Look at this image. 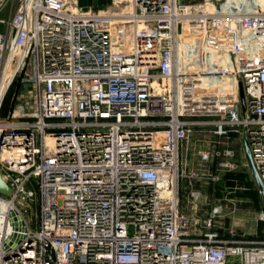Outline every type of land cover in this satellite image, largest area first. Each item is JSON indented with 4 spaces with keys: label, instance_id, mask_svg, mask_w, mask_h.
Wrapping results in <instances>:
<instances>
[{
    "label": "built area",
    "instance_id": "built-area-1",
    "mask_svg": "<svg viewBox=\"0 0 264 264\" xmlns=\"http://www.w3.org/2000/svg\"><path fill=\"white\" fill-rule=\"evenodd\" d=\"M261 1L17 0L0 20V264H264V237L223 238L217 209L200 224L180 200L195 133L226 139L225 168L246 136L264 184ZM14 83L33 106L3 113Z\"/></svg>",
    "mask_w": 264,
    "mask_h": 264
},
{
    "label": "rangeland",
    "instance_id": "rangeland-1",
    "mask_svg": "<svg viewBox=\"0 0 264 264\" xmlns=\"http://www.w3.org/2000/svg\"><path fill=\"white\" fill-rule=\"evenodd\" d=\"M17 0H0V20L9 19L15 10ZM257 3H262L256 0ZM197 4V3H196ZM196 4H194L196 6ZM264 4V3H263ZM4 30V26H1ZM34 92L29 84L14 83L4 102L5 113L13 101L33 106ZM195 133V144L189 146V161L185 168L186 177L180 183V200L184 208L194 213L200 224L217 209L214 230L223 238L264 237L262 196L248 167L239 141V153L233 159L234 166L225 168L221 150L226 139H217ZM236 135L231 136V140ZM193 141V140H192ZM191 141V142H192ZM198 150L209 153V159L202 161ZM202 195L200 205L190 209L191 192Z\"/></svg>",
    "mask_w": 264,
    "mask_h": 264
},
{
    "label": "crops",
    "instance_id": "crops-1",
    "mask_svg": "<svg viewBox=\"0 0 264 264\" xmlns=\"http://www.w3.org/2000/svg\"><path fill=\"white\" fill-rule=\"evenodd\" d=\"M185 1L191 5H194V4L198 3L200 0H185ZM75 2L79 7L83 8V9H96V10L98 9L99 10V9L110 8L112 0H75ZM0 29H1V26H0ZM214 138H216V137H214ZM192 140H191L192 142L190 141L188 146L186 148L184 147V149L182 151V158L185 161L186 167L188 166V161H189V156H190L189 155L190 154L189 153V146H193L195 144L193 137H192ZM239 141L241 142V145H242L241 150L245 156L243 138L241 136H235V139H232V142H233L234 146L236 147L238 153L240 150L238 147ZM197 154H198V151H197Z\"/></svg>",
    "mask_w": 264,
    "mask_h": 264
},
{
    "label": "water",
    "instance_id": "water-1",
    "mask_svg": "<svg viewBox=\"0 0 264 264\" xmlns=\"http://www.w3.org/2000/svg\"><path fill=\"white\" fill-rule=\"evenodd\" d=\"M238 86H239L240 101H241L242 107L244 108L245 99H244V92H243L242 83L240 80L238 82ZM243 141H244L245 158H246L248 167L250 169V173H251L257 187L259 188V191H260L261 196H262V202L264 205V184H263V181L261 180V177H260V175H259V173L255 167V164L253 162L252 154H251L246 136L243 138ZM0 193L5 194V195H8L10 193V187L1 179V176H0Z\"/></svg>",
    "mask_w": 264,
    "mask_h": 264
},
{
    "label": "trees",
    "instance_id": "trees-1",
    "mask_svg": "<svg viewBox=\"0 0 264 264\" xmlns=\"http://www.w3.org/2000/svg\"><path fill=\"white\" fill-rule=\"evenodd\" d=\"M264 206V205H263ZM263 210H264V207H263Z\"/></svg>",
    "mask_w": 264,
    "mask_h": 264
},
{
    "label": "bare ground",
    "instance_id": "bare-ground-1",
    "mask_svg": "<svg viewBox=\"0 0 264 264\" xmlns=\"http://www.w3.org/2000/svg\"><path fill=\"white\" fill-rule=\"evenodd\" d=\"M225 80H226V78H225Z\"/></svg>",
    "mask_w": 264,
    "mask_h": 264
}]
</instances>
